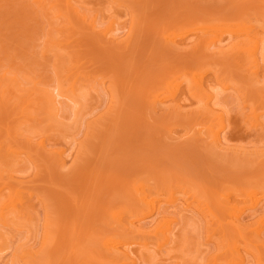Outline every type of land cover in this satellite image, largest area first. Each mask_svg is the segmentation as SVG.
<instances>
[{"label": "rangeland", "instance_id": "1", "mask_svg": "<svg viewBox=\"0 0 264 264\" xmlns=\"http://www.w3.org/2000/svg\"><path fill=\"white\" fill-rule=\"evenodd\" d=\"M56 1L0 0V78L11 79L3 81L10 88L0 83L10 90L0 95V191H28L27 216L7 213L0 225V264H97L95 256H110L99 247L118 219L127 236L109 245L134 251L131 264H222L224 239L207 204L244 206L243 223L264 214V51L256 72L234 40L245 25L264 30V0H77L73 21ZM200 76L204 99L193 88ZM174 85L178 94L166 92ZM9 134L22 140L13 143L20 152ZM142 192L168 221L136 203ZM160 230L169 237L163 247ZM237 246L246 264H258L244 242Z\"/></svg>", "mask_w": 264, "mask_h": 264}, {"label": "bare ground", "instance_id": "2", "mask_svg": "<svg viewBox=\"0 0 264 264\" xmlns=\"http://www.w3.org/2000/svg\"><path fill=\"white\" fill-rule=\"evenodd\" d=\"M77 0H57L56 2H59L57 5L59 6V4L60 5H63V8H64V13L66 12L67 14H68V16H69V14H70V16H69V18L71 17V16H73V17H71V18H74V15H76L77 16V20H78V16H79V6L77 7V5H78V2H80V1H77ZM114 1H117V0H114ZM121 1H125V2H127V1H129V0H121ZM50 2V1H49ZM55 3V2H54ZM76 3H77V5H76ZM56 4V3H55ZM53 5V4H52ZM39 7V6H38ZM60 8H61V6H60ZM62 10V9H61ZM61 10H59V11H61ZM63 11V10H62ZM60 14H61V12H60ZM63 16H65L66 18H67V20L69 19L68 18V16L65 14H62ZM84 17V16H83ZM70 18V20H74V19H71ZM82 18V17H81ZM81 20V19H80ZM83 20V19H82ZM69 21V20H68ZM69 22H71V21H69ZM79 22V21H78ZM74 23V22H73ZM78 24H80V23H78ZM75 25V24H74ZM79 27V26H78ZM110 29V28H109ZM112 29V28H111ZM216 29V28H215ZM198 30V29H197ZM258 30V31H257ZM201 31V30H200ZM205 31V30H204ZM203 31V32H204ZM208 31V30H207ZM218 31V30H217ZM260 31H262L263 33H264V30H261L260 28L258 29L257 27H255V26H252V25H248V26H243L237 33L235 32V39L234 40H236L237 42H238V44H239V42H241L242 43V46L241 47H239V48H242V51L244 52V53H246V56L249 58V60H250V62L252 63L251 65L252 66H254L253 68L255 69V71L256 72H258V70H256V68L258 69L259 68V63H258V60H257V55L258 54H260V52L262 53L263 51H264V46H263V40L262 39H260ZM203 32H202V35H203ZM214 33H216V31H214ZM214 33H210V34H207L206 33V35H208L209 37H210V40L211 41H209L212 45H213V43L214 42H216L217 43V41H215V39H217L218 38V36L217 35H219V34H214ZM106 34V33H105ZM198 34V33H197ZM232 34V35H233ZM105 36V35H104ZM198 36V35H197ZM220 37V36H219ZM223 36L221 35V38H222ZM171 36H167L166 37V41H165V43L167 42V45L168 44H172V45H174L173 43H172V41H171ZM220 39V38H219ZM170 41H171V43H170ZM174 42V41H173ZM222 42V41H221ZM237 42H236V44H237ZM124 43V42H123ZM237 44V45H238ZM241 51V50H240ZM254 71V72H255ZM2 78H0L2 81L0 82L1 84H4L5 82H10L9 84H11V79H9V80H7L6 78H8L9 76H1ZM196 77V76H195ZM12 78V77H11ZM198 78V77H197ZM14 80V82H16L17 84L19 83V82H17V78L15 79V77L13 78ZM203 79H201V76H200V78H198V80H194V84H193V88H194V90H196V92H197V94L199 95V97L200 98H202V99H204V97L206 96V95H208L209 94V92L208 91H206V89L204 88L205 86H204V83H203V81H202ZM3 81H5V82H3ZM3 82V83H2ZM7 83H5L6 84V86H7ZM13 83V82H12ZM8 84V85H9ZM17 84H15L14 83V85H12V88H13V86L15 87L16 86V88H17ZM74 86H75V84H73L72 85V87H71V95L70 94H68V95H66L69 99H72V96H74V95H76V89L74 88ZM4 87V86H3ZM7 87H9L10 88V85L9 86H7ZM7 87L5 88V90H7ZM172 87L174 88L175 87V85L174 86H168V87H166V92H168V93H170L171 91H172ZM178 87V86H177ZM1 88V87H0ZM12 88H11V90H12ZM35 88V87H34ZM33 88V90H39L40 91V89L39 88H35L34 89ZM62 88V87H61ZM176 89V88H175ZM1 90V89H0ZM4 90V88H2V90H1V93H0V95L2 96V91L4 92L5 91ZM9 90V89H8ZM6 91V96L5 97H1V98H5L6 99V97L8 96L7 95V92H9V91ZM20 90V89H19ZM22 91H23V89H21ZM43 90V89H42ZM13 91H15L14 89H13ZM44 91V90H43ZM69 91V90H68ZM173 91H175L176 93H177V91H178V88H177V90H174L173 89ZM172 91V92H173ZM21 92V91H20ZM24 92H25V90H24ZM23 92V93H24ZM42 93V92H41ZM3 94H5V93H3ZM43 94H44V97H46L47 99H48V101L50 102V107H49V109H51L49 112H50V115H51V117H49V118H52L51 120H53V122H55L56 121V119H55V116H57L56 114H57V106H56V99L54 98V96H52L49 92H47V91H45V92H43ZM170 94H173V93H170ZM178 94V93H177ZM64 95V93H60L59 94V96H63ZM88 95V94H87ZM176 95V94H175ZM4 96V95H3ZM208 96H210V95H208ZM77 97H80V96H78L77 95ZM171 97V96H170ZM174 97V96H173ZM8 98V97H7ZM209 98V102H212L214 99L213 98H211V97H208ZM5 99H4V101H2L3 103L5 102ZM42 99V98H41ZM64 99V98H63ZM74 100H75V98H73ZM85 98H83V100H84ZM156 99H158V98H156V96H155V99H153V101H151V102H153V103H157V102H159V104H161V102H160V99L157 101ZM163 99V98H162ZM2 100V99H1ZM1 100H0V102H1ZM10 100V99H9ZM8 100V101H9ZM43 100V99H42ZM86 101L88 100V98L87 99H85ZM84 100V101H85ZM11 101L12 100H10L9 102L11 103ZM36 101V100H35ZM67 101V100H66ZM76 101V100H75ZM81 100H78L77 101V103L78 104H80L79 105V107H82V103L83 104H85V102H83V101H81ZM8 102L6 101V105L5 106H7V105H9V103L7 104ZM204 103V106L202 107V109L204 110V111H206V113H209L211 110H212V106L211 105H208V103L207 102H203ZM159 104L157 103L156 104V106L157 107H159ZM0 105H2L1 103H0ZM46 105H48V104H46ZM58 105V104H57ZM75 105H76V103H75ZM176 105L177 104H175V109H177V110H180V108L178 109V108H176ZM16 106V105H15ZM15 106L13 105V109H15ZM44 106V105H43ZM68 106V105H67ZM78 106V105H77ZM154 106V105H153ZM162 106V105H161ZM160 106V107H161ZM29 107V106H28ZM38 107H39V105H38ZM68 107H71L70 105L68 106ZM75 107V106H74ZM78 107V109H77V112L78 111H80L81 110V108H79ZM83 107H84V105H83ZM82 107V108H83ZM24 108V107H23ZM73 108V107H72ZM41 109V108H40ZM39 109V110H40ZM43 109V108H42ZM41 109V110H42ZM45 109H46V107H45ZM44 109V110H45ZM80 109V110H79ZM18 110H21V108L20 109H18ZM75 110V109H74ZM14 111V110H13ZM82 111V110H81ZM22 112V111H21ZM44 112V111H43ZM75 113H76V110L74 111ZM19 113H20V111H19ZM35 113H36V111H35ZM47 114H48V111L46 112ZM46 113H45V115H46ZM60 113V112H59ZM58 113V114H59ZM204 113V112H203ZM211 113V112H210ZM209 113V114H210ZM18 114V113H17ZM208 114V115H209ZM14 114H12V116H13ZM15 115H16V113H15ZM19 115V114H18ZM38 115V114H37ZM49 115V116H50ZM76 115V114H75ZM78 115V114H77ZM201 115V114H200ZM207 115V114H206ZM21 116H23L22 115V113H21ZM211 116V115H210ZM16 117H17V115H16ZM20 117V115L17 117V118H19ZM25 117V116H24ZM41 117L42 116H40V114H39V116H38V120H39V118L41 119ZM46 117V118H45ZM44 118H43V120H45V119H48V116H45ZM11 118V117H10ZM15 118V117H14ZM19 119H21V117L19 118ZM54 119H55V121H54ZM1 120L3 121V124H4V127L3 128H6V130H7V127H6V125H5V121L6 120H4L3 118H1ZM13 119H11V121H12ZM16 121H17V119H15ZM42 120V119H41ZM257 120V119H256ZM1 121V122H2ZM15 121V122H16ZM35 121V120H34ZM50 124L52 123L53 124V122H50L49 121V119L47 120ZM10 122V121H9ZM8 122V123H9ZM57 122H59V121H56V123ZM18 122H16V124H17ZM40 123V122H39ZM55 123V126L57 125ZM3 124L1 123V125L3 126ZM11 124V123H10ZM9 124V125H10ZM13 124H14V122H13ZM32 124H33V122H32ZM36 124H37V121H36ZM40 124H44L45 125V123H40ZM65 124V123H64ZM34 125H35V122H34ZM63 125V124H62ZM12 126H15V124L14 125H12ZM17 126V125H16ZM41 126V125H40ZM54 126V125H53ZM39 127V126H38ZM57 127H58V125H57ZM10 128V130L12 129V130H14L13 129V127H8V129ZM54 128V127H53ZM17 129V128H16ZM29 129V128H28ZM5 130V129H4ZM5 130V131H6ZM9 130V131H10ZM41 130V129H40ZM51 130V129H50ZM54 130V129H53ZM42 131V130H41ZM41 131H39V132H41ZM17 132V131H16ZM39 132H37V134L39 133ZM52 132V131H51ZM51 132H50V134H51ZM57 132V131H56ZM7 133H9L8 131H7ZM11 133V135H16V133H13L12 134V131L10 132ZM29 133H31V132H29ZM23 134H24V132H23ZM49 134V133H48ZM56 134V133H55ZM58 134V133H57ZM29 135V134H28ZM7 136V135H6ZM27 136V135H26ZM214 136V138H213V142H215L216 144H219L220 142H221V140H220V136H219V134H214L213 135ZM9 137H11V138H15V136H10V134H9V136H7V139H11V138H9ZM25 137V136H24ZM23 137V138H24ZM30 137V136H29ZM32 137V136H31ZM34 137V136H33ZM42 137H44V136H42ZM16 138H18V139H16ZM14 140L13 139H11V149H13V146H14V148L15 147H17L16 146V144H13V143H15V141L16 140H18V143L20 142V141H22V140H19V137H16ZM40 138H41V136H40ZM24 139H26V138H24ZM24 139H23V141H24ZM33 139V138H32ZM42 139V138H41ZM44 139V138H43ZM28 141V140H27ZM41 142H42V140H41ZM22 142H20V144H21ZM24 146L27 144L25 141H24ZM29 143V147H30V145L32 144V142H31V144H30V142H28ZM39 144V143H38ZM22 146H23V144H21ZM19 146V145H18ZM21 146V148L23 149V148H25V147H22ZM28 146H26L27 147V150H30V148H32L34 145H31L32 147H30L29 149H28ZM43 146V145H42ZM18 148V147H17ZM19 148H20V146H19ZM19 148H18V151H19ZM38 148V147H37ZM10 149V150H11ZM22 149H20L21 151H22ZM26 149V148H25ZM25 149H23V150H25ZM43 149V148H42ZM1 150V149H0ZM16 150V149H15ZM14 150V151H15ZM18 151H16V152H18ZM20 152V151H19ZM41 152V151H40ZM43 152H44V150H43ZM46 152V151H45ZM28 153H29V151H28ZM58 154H59V152H58ZM57 154V155H58ZM17 155V154H16ZM56 155V154H55ZM18 157H19V155H18ZM56 157H59V156H56ZM60 158V157H59ZM33 159V158H32ZM56 160H58V158L56 159ZM58 162H62V161H59L58 160ZM63 163V162H62ZM62 163H59L60 165H62ZM4 164V163H3ZM1 169V168H0ZM1 171V173H2V170H0ZM0 173V174H1ZM9 176V175H8ZM4 177H6V174L4 175ZM4 179V178H3ZM2 179V180H3ZM20 183V182H19ZM22 183V182H21ZM23 186H25V184L23 185ZM23 186H21L20 184L18 185V186H16V187H14V188H10L9 190H8V192L7 193H2L1 191V193H0V198L1 199H3L2 200V202H0V225L1 226H5L6 225V219H5V217H6V214L7 213H17L18 215H24L25 213L24 212H26V211H28V207H26V200H27V193H28V191L26 190L27 188H25L24 189V187ZM26 187V186H25ZM252 191L253 190H251L250 192L249 191H243L242 192V194H240V197H241V199L242 200H244L246 197H249V195H250V193H252ZM252 195V194H251ZM33 196V195H32ZM31 196V194H30V197H32ZM136 199V203L137 204H140L142 207L143 206H151V208H153L152 210H155L154 208V205H153V203H151V202H148V200L150 199L149 198V196L147 195V193L146 192H142V193H140L139 194V196L137 197V198H135ZM225 204L226 205H224V208H223V212H221V210L219 211V210H213L212 209V207H211V205L210 204H207V207H206V209H205V211L208 213V215L211 217V219H212V221L215 223V224H218L219 225V230H220V234H221V236H222V238L224 239V242H223V249L225 250L224 251V253L223 254H227V256L225 257V262H223L222 264H243V263H247V262H245L246 261V257L244 256V254H243V252L240 250V248L237 246V242L238 241H241V242H244V246H246V250L247 251H249L251 254H252V256H253V259H255L257 262H258V264H264V237L262 236V232H264V231H262V230H264V229H262L263 228V226H264V214L263 215H260V218H258L259 217V214H258V216H256L257 215V212H254L252 215L254 216V218L257 220H254V223L252 222V218H251V222L249 223V222H246V223H243L242 222V220L243 219H241V217H240V215H239V213H246V210H245V208H244V206H242V205H239V204H232L230 201H226L225 202ZM153 206V207H152ZM255 206H257V205H255ZM254 206V207H255ZM256 208V207H255ZM253 209V208H252ZM149 210V209H148ZM231 211L230 213H228L229 211ZM254 210V209H253ZM264 210V209H263ZM262 210V211H263ZM143 211H144V208H137V213H139V216L141 215V214H143ZM150 211V210H149ZM206 213V214H207ZM223 213H227L226 214V218L224 219V214ZM256 213V214H255ZM262 213V212H261ZM260 213V214H261ZM31 214V213H30ZM205 214V215H206ZM255 214V215H254ZM14 215V214H13ZM26 216H27V214H25ZM154 218H156L158 221H163V220H167V218L166 217H164V214L163 213H160L157 209L155 210V212H154ZM242 215H244V214H242ZM31 216H32V214H31ZM115 216H120V214H116ZM28 217H29V215H28ZM208 217V216H207ZM239 217H240V219H239ZM252 217V216H251ZM26 218V217H25ZM166 218V219H165ZM20 219V218H19ZM245 219V218H244ZM169 220V219H168ZM167 220V221H168ZM227 220V221H226ZM9 221V220H8ZM115 223H116V226H117V232L116 233H114V235L113 236H111L110 238H108L106 241H104L103 242V244L101 245V247H99V246H97V248L99 247V248H105L107 251H108V253H110V256L109 257H102V255L101 256H99V255H97V256H95V258H94V260H97L96 262H97V264H105V263H111V264H131V263H133L134 262V258H133V256L136 254L134 251H131L130 249H127L125 246H124V244H121V243H118L117 245H109V244H111V243H113L112 241L114 240V238H116V237H118V236H122V237H125V236H127V234H126V226H125V224L123 223V221L121 220V219H118V220H116L115 221ZM258 223H261V224H258ZM15 224V223H14ZM258 225V226H257ZM259 225H260V227H259ZM49 226V225H48ZM254 226H257L256 228H254ZM261 226H262V228H261ZM138 228V227H137ZM141 229V228H140ZM157 228H155V230H156ZM154 230V231H155ZM154 231H153V235L156 233H154ZM234 233L235 234V237H236V240H233V239H228V236L230 235V233ZM48 234V233H47ZM164 235H165V233H164ZM163 234H162V231L160 230L158 233H156V235H154L155 237H156V239L157 240H159L160 241V244H161V247H163L164 246V243L166 242V243H168L169 242V237L167 238V237H165ZM264 235V234H263ZM0 238H1V236H0ZM49 238V237H48ZM96 246V245H95ZM29 254V252L27 253V252H24V255H27V256H29L28 255ZM94 254V253H93ZM92 254V255H93ZM93 257H94V255H93ZM255 257V258H254ZM29 258H31V256L29 257ZM33 258V257H32ZM31 258V259H32ZM35 259V258H34ZM245 260V261H244ZM35 261L33 260V263H34ZM36 262H37V260H36ZM209 264H221V263H219V262H217V259L216 258H214L213 260H211L210 262H209Z\"/></svg>", "mask_w": 264, "mask_h": 264}]
</instances>
